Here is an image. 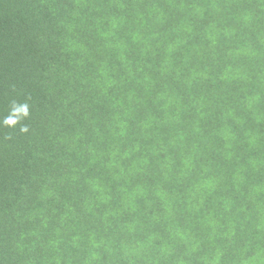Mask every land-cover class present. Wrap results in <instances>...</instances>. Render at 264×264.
Here are the masks:
<instances>
[{
	"label": "trees",
	"instance_id": "trees-1",
	"mask_svg": "<svg viewBox=\"0 0 264 264\" xmlns=\"http://www.w3.org/2000/svg\"><path fill=\"white\" fill-rule=\"evenodd\" d=\"M0 264H264V0H0Z\"/></svg>",
	"mask_w": 264,
	"mask_h": 264
}]
</instances>
